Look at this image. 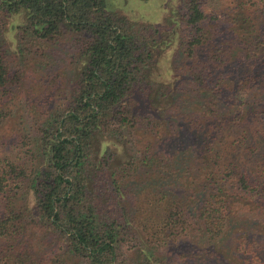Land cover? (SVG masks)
Wrapping results in <instances>:
<instances>
[{"label": "trees", "instance_id": "1", "mask_svg": "<svg viewBox=\"0 0 264 264\" xmlns=\"http://www.w3.org/2000/svg\"><path fill=\"white\" fill-rule=\"evenodd\" d=\"M108 1L0 0L11 19L0 29L1 121H11L8 103L25 78L5 59L6 34L38 51L75 47L69 72L42 87L53 94L68 82L64 107L29 135L21 157L0 163V264H264V223L245 209H264V143L250 151L257 133L242 131V117L256 108L237 96L260 78L225 70L224 31L210 27L201 0H181L165 26L133 22ZM236 20L244 42L245 6ZM172 49L204 94L182 107L170 103V82L154 80ZM176 118L184 125L173 132ZM114 124L137 139L97 151Z\"/></svg>", "mask_w": 264, "mask_h": 264}, {"label": "rangeland", "instance_id": "2", "mask_svg": "<svg viewBox=\"0 0 264 264\" xmlns=\"http://www.w3.org/2000/svg\"><path fill=\"white\" fill-rule=\"evenodd\" d=\"M108 4L111 9L127 16L133 22H149L158 24V26H165L168 16L173 10L182 6V1L109 0ZM201 4L208 17L210 27L218 30V32L224 31L223 35L220 36L222 42L218 44V48L228 52L226 57L227 68L225 70H233L234 72L241 70L242 73L250 72L260 78L253 85L254 90L243 89L237 91V96L244 100L245 104L247 103L251 108H256L243 114L242 131L247 128L253 131L254 136L257 133L254 140L252 138L250 140L254 141V143H251L254 146L250 148V151L256 150V153L260 154L261 151L260 149L258 150V145L259 143H264V0H201ZM243 6H245V10L252 17V29L250 31L252 34L250 37L253 36L254 41L249 37L248 40L243 42L241 41L242 35L236 38L233 33H237L236 17L237 13L243 9ZM10 20L0 16V29L3 22L6 23L7 28V22L10 24ZM10 35L7 37L6 34V41L2 43L5 59L14 68L15 73H22L25 78L22 80L23 87L21 90L18 89L16 95L12 97L11 103H8L10 105L8 113L10 112L12 115L11 121L3 122L0 120V163L7 160L15 161L17 157H21V154H18L22 151L21 149H27V145L32 143L33 139L29 135H38L37 130L48 121L50 111L54 112V109H62L64 107L67 92L63 87L65 86L66 88L68 82L63 80L62 87L57 88L53 94L51 91L42 89V87L49 82L50 76L69 72L71 69L69 56L75 50L72 42L62 41L44 47L40 45L41 47L39 48L41 49L38 51L29 44L20 46L13 40V35ZM239 42L241 44H238ZM42 49H46V51ZM247 51L253 52L254 56L246 59L244 56ZM182 59L179 50L172 49L167 51L160 58L158 68L154 74L155 81H167L172 84L175 89L176 99L174 97L175 101L170 100V103L180 107L185 102L195 103L197 97L204 95L195 82L189 79L188 67L184 65V60ZM235 59L236 63L234 65L233 60ZM52 90L54 91V89ZM51 96L52 99H48ZM45 99L48 100L45 102ZM179 113H182V111L177 109L174 115L177 117ZM183 125L184 123L176 118L171 123L170 128L173 132H176V130L182 129ZM120 127L118 124H114L101 137L96 138L93 144L97 151L104 142L108 143L109 141L122 142L131 146L130 143L137 139V135L134 134L135 132L128 131V129L120 130ZM121 132L122 134H120ZM140 140L142 138L138 140V145ZM260 147L262 146L260 145ZM231 157H235V155L231 153ZM116 163L120 162H114V164ZM203 167V163L199 165V169L202 170ZM226 173L229 175L230 171H226ZM182 190L184 191V189ZM182 190H176V193L180 195L183 193ZM127 191V200L132 204L135 191L131 187ZM133 208L136 207L133 206ZM245 209L248 211V216H255L258 221L264 223V209L251 205L245 206ZM130 248L132 249V247Z\"/></svg>", "mask_w": 264, "mask_h": 264}]
</instances>
